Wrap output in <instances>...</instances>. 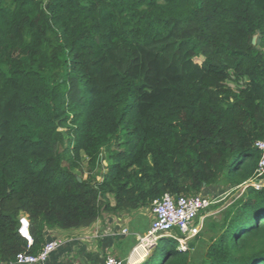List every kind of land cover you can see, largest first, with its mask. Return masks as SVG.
<instances>
[{"label": "trees", "instance_id": "obj_1", "mask_svg": "<svg viewBox=\"0 0 264 264\" xmlns=\"http://www.w3.org/2000/svg\"><path fill=\"white\" fill-rule=\"evenodd\" d=\"M259 140L264 0H0V262L169 193L227 199L139 264H264Z\"/></svg>", "mask_w": 264, "mask_h": 264}, {"label": "built area", "instance_id": "obj_2", "mask_svg": "<svg viewBox=\"0 0 264 264\" xmlns=\"http://www.w3.org/2000/svg\"><path fill=\"white\" fill-rule=\"evenodd\" d=\"M255 147L260 151V157L253 177L237 187L242 192L247 187L260 189L264 187V140L255 142ZM215 198L194 196H177L174 197L169 193H164L161 197L152 201V220L150 227L144 235L136 236V243L131 249L128 258L123 261L113 256H106L105 264H130L133 261H143L148 255L150 249L155 246L158 239L164 236H171L178 242V248L185 250L187 242L194 237L200 230L195 225V220L201 212L206 210L211 204L216 203ZM200 222V221H199ZM18 233L27 240L28 245L32 240L28 233L29 223L25 215L18 218ZM177 229L183 238H176L172 231ZM128 234L126 228H121L119 235ZM64 240L52 239L47 241L41 251L36 254L18 253L13 260L0 262V264H45L49 255L64 244Z\"/></svg>", "mask_w": 264, "mask_h": 264}, {"label": "crops", "instance_id": "obj_3", "mask_svg": "<svg viewBox=\"0 0 264 264\" xmlns=\"http://www.w3.org/2000/svg\"><path fill=\"white\" fill-rule=\"evenodd\" d=\"M139 210L121 215L103 212L96 222L85 228L47 230V238L50 240L61 239L65 242L60 248L49 255L46 264H102V256H104L103 261L106 256H113L125 261L136 243V238L130 246L127 244L123 245V241L121 240L125 235H119V232L121 228H126L129 231L127 222H130ZM216 212L217 210L204 214L200 213L196 219V223L194 222L195 225L201 227L204 218ZM152 216L151 213L147 230ZM136 234V236L140 235L137 232ZM132 261L130 264L139 263L136 260Z\"/></svg>", "mask_w": 264, "mask_h": 264}, {"label": "rangeland", "instance_id": "obj_4", "mask_svg": "<svg viewBox=\"0 0 264 264\" xmlns=\"http://www.w3.org/2000/svg\"><path fill=\"white\" fill-rule=\"evenodd\" d=\"M200 61H201L200 58L196 59V62H200ZM233 82L234 81H230L227 84L236 89V87H235L236 85ZM100 159H102V156ZM105 164H107V162L102 160L101 166L104 167ZM99 166H100V164L96 165V167L94 168V172H92L93 174H96V175L99 174L98 173ZM82 168H83V178H86L87 173H88L86 166H83ZM102 170L104 171L103 168H102ZM96 178H97V180H101V178L99 176H97ZM219 193L220 192H218V191H212V195H216V194L219 195ZM212 195H210V196L212 197ZM225 197L226 196H220L219 195V196H217V200L220 201V200L224 199ZM226 199L227 198H225L224 200H226ZM113 202H114L113 199L110 198V203L113 204ZM151 209H152V207L150 206L148 208H144V209L139 210L137 215H135L130 222H127V227L129 229V231H128V234H126L125 237L121 240V241H123V245L127 244L128 246H130L134 242V239L136 238V235H137L136 232L139 233L140 235H144L146 233V228H147V226L149 224V220L151 218V213H152ZM149 227H150V225H149ZM149 227H148V229H149ZM119 241H118V243H119ZM103 257L104 256L101 257L102 264H103ZM138 262L140 263V261H138Z\"/></svg>", "mask_w": 264, "mask_h": 264}, {"label": "water", "instance_id": "obj_5", "mask_svg": "<svg viewBox=\"0 0 264 264\" xmlns=\"http://www.w3.org/2000/svg\"><path fill=\"white\" fill-rule=\"evenodd\" d=\"M255 40H256V36L252 37V44H255ZM77 180L80 181L81 179L79 177H77Z\"/></svg>", "mask_w": 264, "mask_h": 264}]
</instances>
